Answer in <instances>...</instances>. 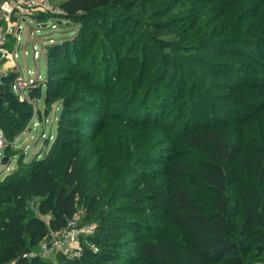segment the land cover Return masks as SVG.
Instances as JSON below:
<instances>
[{"label":"trees","instance_id":"obj_1","mask_svg":"<svg viewBox=\"0 0 264 264\" xmlns=\"http://www.w3.org/2000/svg\"><path fill=\"white\" fill-rule=\"evenodd\" d=\"M152 1L63 0L60 7L64 13L59 15L60 23L74 27V32L69 34L71 37L65 36L61 42L49 44V56L54 58L55 63L63 66L71 51L77 49L79 44H94L97 40L95 44L101 45L108 42L107 35L121 33L111 27L107 34L103 27L97 26V22L104 25L110 20L114 25V22L118 21L116 17L132 19L134 29H141L140 39L145 40L144 46L140 47L142 53L159 62L155 79L151 78L153 81L147 79L154 88L150 90L149 97L152 100L143 110L141 109L142 112L138 111L137 127L157 124L159 121L162 125H167L165 116L167 114L174 116L177 113L168 122L169 129L172 130L175 123L184 120V113L187 115L188 112L194 111L190 102L185 100V95L186 92L193 95L198 93V81L191 75L188 65H199L204 68L208 67L206 64L212 67L215 65L217 67L213 70L215 75L230 79H216L211 82V89L217 93L215 97L219 101L217 104L220 105L217 110L221 112L213 123L205 122L199 125L200 121L196 119L192 125L180 124L182 126L177 129L181 135L177 138L180 143L183 140L187 147L198 148L207 155L197 175L210 188L211 207L208 208L202 203L201 197L195 195L187 185L185 177L190 172L181 154H176L177 157L168 160L166 173L170 186L167 182L144 181L143 192L132 193L133 203L124 207L125 209L138 207L146 201L154 208L164 209L167 221L187 232L191 254L180 252L175 246L172 234L162 232L152 237H143L139 253H129L123 257L125 259L136 257L141 264H253L250 257L255 249L260 254L264 253V142L247 136L242 130L239 132L228 130L230 127H241L246 122L247 118L243 111L249 107L245 105L238 107L237 104L224 105L230 98L224 91L249 88L254 71H251L247 63L254 65L256 69L258 67L264 69L262 27L264 12L261 11L264 8V0H256L259 3L256 6L259 18L252 25L255 30L248 35L235 32V27L242 28L245 24L235 25L232 22L235 10H229L236 9L241 0H201L202 3L206 2L220 9L211 20L216 25L209 30L210 36L200 38L199 42L188 38L191 37L188 32L181 34L180 28L176 25V22L178 25L182 22L177 11L165 10L162 5H153ZM164 2H170V7H175L180 0ZM208 8L209 6L193 10L194 16H191V20L195 23L201 21L200 12ZM50 15L40 13L35 19L48 20ZM185 17L187 21L190 19L188 15ZM151 19L170 22L171 29L168 34L152 27ZM258 21L259 28L256 27ZM218 32L219 34H216ZM130 33L131 31H128L122 35L123 41L132 50L135 45L131 46L127 41L132 35ZM179 49L195 52L180 56L174 52ZM241 59L245 61L240 62ZM141 69L140 78L144 72V68ZM14 77L13 73L6 75L0 88V128L5 133L9 127L18 125L20 118L26 119L30 116L25 109L28 105L27 99L20 100L11 90ZM158 83L160 85L155 88ZM62 87L61 80L54 77L50 70L37 88L29 90V96L40 98L44 92L45 102L50 103L61 97ZM103 89L106 90L104 86ZM245 92H241L237 101L242 102L246 97ZM77 97L82 102L72 107L67 106L66 114L90 113L97 107V115L104 116L110 104L109 99L102 94L96 96L78 94ZM104 101L107 104H104ZM66 114L62 118L69 117L71 122L80 119L78 116L75 118L65 116ZM83 122L94 130L91 132L81 130L83 133L81 135L96 140L95 149H100L105 139L100 136V130L96 131L95 120L85 119ZM59 131L64 133V136L58 135L50 150L42 156H36L31 160V164L25 166L20 164L6 174L5 180H0V264H49L36 251L51 231L65 228L68 220L78 211V198L82 195L83 186L92 173L86 160L89 154L86 153L87 150H80L82 146L71 140V136L76 133L71 124L70 126L61 124ZM106 151L102 148V152ZM105 155L103 158L106 159L116 154ZM139 155L141 154L133 151L116 157L120 158V162L123 159H130L132 162ZM131 162L125 165L133 169ZM119 163L115 162L111 167L116 169L120 166ZM234 164L246 170L251 169L256 181H241L237 166ZM135 171L130 170V175ZM233 183L239 185L235 191ZM98 189L97 192L100 193L106 189L111 190L110 183L104 182ZM32 198L39 199L37 206L41 214L51 216L48 223L33 214L29 206V200ZM98 198L99 193H95L88 204L87 211L90 217L97 216ZM118 210L119 208L115 207L107 212L109 220H122L126 223L132 221ZM106 214L105 217L103 214L100 215L101 218H106ZM140 227L137 232L140 231ZM93 241L101 251L94 252L89 246L83 245L85 263L116 264V256L105 251L107 241L100 236H95ZM58 259L67 264L70 262V258L63 253L58 254Z\"/></svg>","mask_w":264,"mask_h":264},{"label":"rangeland","instance_id":"obj_2","mask_svg":"<svg viewBox=\"0 0 264 264\" xmlns=\"http://www.w3.org/2000/svg\"><path fill=\"white\" fill-rule=\"evenodd\" d=\"M62 1L50 0L52 8L57 9V7H60ZM152 4L156 6L162 5L165 10L172 9L177 11L179 20H182L180 25L176 22L181 34L182 32L190 33L191 37L188 38L196 42H199L200 38L210 36L209 30L216 25L211 20L214 19V15L220 9L218 6L209 5L206 2L202 3L201 0H180L175 7H170V2L166 3L164 0H153ZM258 5L259 3L256 0H241L240 5L236 9H229L235 10V16L232 21L235 25L236 23L245 24L242 28L235 27V32L248 35L255 30L252 25L259 18V15L256 14V6ZM207 6H209L208 9L200 12L201 21L195 23L191 20V16H194L193 10ZM261 11L264 12V8ZM40 13H49L51 15L48 20L37 21L35 16ZM185 15L190 17L188 21L185 20L187 18ZM16 17L11 16L9 20L4 16H0V28L3 31L9 26L10 22L13 23L12 25L16 29L14 33L7 36L8 49H15L16 36L20 37L19 42L25 49L19 50L18 57L10 61L11 64H13V61L16 62L18 66L6 67L5 72L7 74L13 73L15 79L30 71L33 82L28 86H31V89H35L44 80L47 73L52 70V74L61 80L63 87L61 97L50 103L45 102L44 92L40 98L30 97L28 94L27 97L22 99H27L28 101L25 109L30 116L26 119L20 118V123L9 127L4 135L5 139L0 146V180H5L6 174L20 164L21 166L31 164V160L36 156H42L43 153L50 150L57 136L60 134L64 136V133L59 131L61 124L64 126H70L71 124L76 129V133L71 136V140L76 141L78 146H82L80 150L88 151L86 153L89 156L86 157V160L88 161V167L92 170L91 175L83 186L82 195L78 198V211L75 216L68 220L65 228L58 232L51 231L48 237L40 244L36 253L46 259L49 264H67L58 259V254L62 250H66L70 258L69 264H86L83 258V253L85 252L83 245L89 246L94 252L101 251V248L93 241L95 236H100L108 243L105 251L116 256V264H141L136 257L125 259L123 256H127L129 253H139L143 237L148 238L158 233L170 232L176 248L182 253L191 254L187 232L171 225L165 217L166 212L164 209L154 208L151 203L146 201H143L138 207L127 209L124 207L133 203V199H131L132 193L143 192L144 181L167 182L170 186L166 170L169 166V158L177 157L176 154H181L183 161L188 165V172L190 173L185 177L187 185L195 195L201 197L202 203L208 208L211 207L210 188L197 175V171L207 159V155L198 148L187 147L183 140L180 143L177 138H180L181 135L177 129L182 126L180 124H183V126L185 124L192 125L196 119V121H200L199 125L205 122L213 123L216 116L221 112L217 110L220 105L217 104L219 101L215 97L217 93L211 89V82L216 79H230H223L219 75H215L213 71L217 68L215 65L212 67L206 64L207 68L199 65H188L191 69V75L198 81V93L193 95L186 92L185 95V100L190 102L194 111L188 112L187 115L184 113V120H180L177 124L175 123V127L172 130L169 129L168 122L177 113L174 116L168 114L165 116L167 125H162V122L159 121L157 124L137 127L138 111L143 110L144 106L152 100L149 96L151 94L150 90L152 91L154 88L147 82V79H150V81H153L151 78L155 79L159 70V62L151 57H146L142 53L140 47L144 46L145 40L144 38L140 39L141 35H139V32L141 29H134L132 19L116 17L118 21L114 22V25L110 20L104 25L97 22V26L103 27L107 34L109 33L108 29L111 27L114 30L121 31V33L107 35L109 37L107 39L108 42H103L101 45L95 44L97 40L94 41V44H79L77 49L71 51L66 63L60 66L55 63L52 56H49V44L51 42H61L65 36L71 37L69 34L74 32V27L60 23L59 14L50 11H34L31 15ZM136 19L138 20V18ZM16 21L20 24V30H17ZM151 21L153 22L151 23L153 24L152 27L164 32V34L171 29L170 22H165V20L158 22L153 21V19ZM259 22L256 25L257 28L260 26ZM262 27L264 28V19L262 20ZM128 31H131L130 34L132 35L129 36L127 41L131 46L135 45L132 50L123 41L124 37L122 34ZM148 31L149 29H147ZM216 34H219V32ZM24 51L27 53L25 54ZM35 51L39 52L38 56H35ZM174 52L181 56L195 51L179 49ZM243 61L245 60H240V62ZM247 65L250 66L251 71H254L249 88L244 89L242 87L238 90L229 89L224 91L225 94L230 95L224 105L237 104L238 107L240 105L241 107L244 105L249 107L243 111L247 119L241 127H230L228 130L230 132L242 130L247 136L264 142V69L259 67L256 69L254 65L249 63ZM141 68H144V72L140 78ZM159 85L160 83L155 88ZM103 86L106 90L103 89ZM243 91H246L244 95L246 97L242 102L237 101ZM78 94L91 96L102 94V96L108 98L110 104L105 115H97V107L90 113L66 114L65 109L67 106L72 107L82 102L77 97ZM231 100L233 101L231 102ZM104 104H107L106 101H104ZM64 114L72 118L78 116L81 120L71 122L69 117H66L68 119L62 118ZM85 119L95 120L96 131L100 130V136L104 137L105 143L102 144L100 149H95L96 140L94 141L81 135L83 134L81 130H86V132L94 130V128L87 127V124L83 122ZM102 148L107 151L102 152ZM78 151L79 148L77 147ZM99 151L100 153H97ZM133 151H137L141 155L134 158L132 162L130 159H123L120 162V158L116 157H121V154H130ZM105 154L116 155H110L105 159L103 158V156H106ZM115 162H120V166L113 169L111 166ZM130 162L133 165V169L127 168L125 165V163ZM234 166H237L241 181H256L251 169L246 170L236 164ZM130 170L136 171L130 175ZM104 182L110 183L111 190L106 189L101 193L97 192L99 186L104 184ZM232 186L235 191L239 185L233 183ZM110 191L112 194H110ZM95 193H99L98 212L97 216L90 217L87 207ZM38 203V198L29 200V206L33 210V214L48 223L51 216L41 214L38 211ZM115 207L119 208L118 212L120 214H125L132 221L126 223L122 220H109L107 212ZM105 214L106 218H101L100 215L105 217ZM140 224H142L141 227ZM139 227L140 231L137 232ZM44 245L49 248L46 252ZM75 253L80 255L76 256ZM250 258L253 259V264H264V253H258L257 249H255Z\"/></svg>","mask_w":264,"mask_h":264},{"label":"built area","instance_id":"obj_3","mask_svg":"<svg viewBox=\"0 0 264 264\" xmlns=\"http://www.w3.org/2000/svg\"><path fill=\"white\" fill-rule=\"evenodd\" d=\"M53 6L51 5L50 0H1L0 1V16H4L6 19L11 18V16H18V17H24L31 15L34 11L37 12H46L50 11L52 13H57L59 15L63 14L64 11L60 7H57V9H53ZM17 19V17H16ZM16 27L17 30H20V24L18 21ZM13 23L10 22L9 26L3 31L0 28V88L3 85L4 77L7 74L5 72L6 62H10L11 60H14L16 57H18V51L19 50H25L23 45L20 44V37L16 36L17 43L15 44L14 50L8 49V34H12L15 32L16 29H14ZM20 32V31H19ZM25 54L27 53L24 51ZM39 52L35 51V56H38ZM17 67V63L13 61V64H11L10 67ZM33 82V79L31 78L30 71H28L27 74H22L18 77H16L11 82V90L18 96L20 100H22L24 97H27L29 94V90L31 89V86H28ZM5 132L3 129L0 128V146L3 143V140L5 139ZM58 232V231H54ZM45 252L49 250L47 245H44ZM61 249V247H60ZM62 250V249H61ZM59 250V251H61ZM61 253L67 255L68 251L62 250ZM76 256L80 255L78 253H75ZM68 256V255H67Z\"/></svg>","mask_w":264,"mask_h":264},{"label":"crops","instance_id":"obj_4","mask_svg":"<svg viewBox=\"0 0 264 264\" xmlns=\"http://www.w3.org/2000/svg\"><path fill=\"white\" fill-rule=\"evenodd\" d=\"M5 66H6V67H10V66H11V63H10V62H6V63H5Z\"/></svg>","mask_w":264,"mask_h":264}]
</instances>
